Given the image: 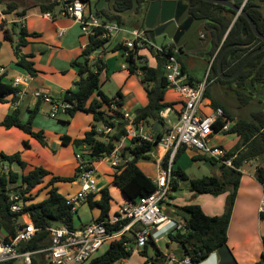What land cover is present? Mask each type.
I'll return each instance as SVG.
<instances>
[{"label":"trees","instance_id":"trees-1","mask_svg":"<svg viewBox=\"0 0 264 264\" xmlns=\"http://www.w3.org/2000/svg\"><path fill=\"white\" fill-rule=\"evenodd\" d=\"M66 0H47L39 4L42 12H51L55 6L64 3ZM143 0H138V2ZM145 1V0H144ZM188 3L189 12L196 18L203 19L201 25L202 36L199 42L207 50L208 64L210 58L214 55L210 67L211 75L220 83H223L233 89L237 99L242 104L250 103L254 97L257 102L262 104L261 108L251 111L248 117L238 118L233 121L226 132H235L238 141L232 146L229 154L237 152L233 160V167L226 166L216 160H213L205 154L195 156V159H204L211 163L219 165L218 175H205L201 177L189 178L181 168H172L171 187L175 191L178 189V180H187L189 189L196 194L209 193L218 195L227 192L224 209L222 214L209 216L205 214L197 204H186L177 206L186 211L189 216L184 218L181 224L182 229H173L167 233L169 242L176 245H184L183 252L175 263L188 257L192 263L205 259L211 252L216 251L219 257L218 264H237L231 249L227 245V227L231 217L233 205L235 202L236 191L238 188L241 171L239 170L243 161H249L256 157L264 158V48L252 55L245 63L238 75L229 80L220 78L217 71V59L225 46H229L222 59L221 68L225 75L232 74L243 58L251 51L264 45V42L255 36L246 17L239 14L232 23L236 12L226 6L208 2L205 0H183ZM255 0H247L243 4V9L253 20L257 30L264 35V14L262 4ZM132 0H116L115 8L118 11H125L131 7ZM240 5V3H237ZM9 9L15 7L14 3L8 4ZM20 14V13H19ZM101 16L105 15L107 20H115L119 24L123 17L118 14L101 10ZM13 30L4 29L3 36L12 42ZM18 40L13 44L16 55V64L26 70L31 75L36 73L34 62L30 59L31 55L22 54L19 47L27 42V37L31 34L25 27L18 26ZM109 39H90L82 50L80 60L71 61V65L77 69L79 78L74 81L75 90H67L63 99L71 101L75 107L69 110V115L73 116L77 111H83L92 114V122L89 128L84 131L81 137L72 138L67 134L60 136L61 143L71 144L75 150L74 154L80 153L81 156L89 161H98L104 156L110 155L117 142L125 132V128L116 130L120 125L121 106L123 104L120 91L114 97L107 96L100 88L102 84V73L106 71V62L102 57L89 58L95 50L104 48ZM170 51L173 48L178 49L177 59L181 63L182 72L187 75V81L194 83L195 79L187 73L184 60L187 57L184 48L170 42ZM124 48L122 43L116 46V49ZM146 48L155 58V65H149L144 55L139 53L138 49L131 50L126 56L127 69L130 74H138L142 86L146 92L148 102L145 106L138 109L134 114L135 122L148 124L150 120H161L160 111L167 106H172L173 102L163 101L164 93L167 88V81L163 71V64L166 59V53L158 51L152 43L147 44ZM140 60L141 63H138ZM211 75L208 76L211 79ZM19 86L6 82L0 76V102H4L7 96L12 97V103L17 100ZM205 97L211 98V106L222 107L224 119H218L213 128L218 131L221 126L232 120L225 105L210 97V88H206ZM114 103L118 109L111 108ZM40 108V101L29 109V116L26 121H22L20 110L13 107L0 120V126L8 129L17 127L37 139L42 145H46L45 136L42 131L33 129L32 119ZM106 124L113 128L112 133L108 135L107 141L96 132L98 124ZM163 132H153L158 140ZM136 139L129 140V144L120 148V154L125 157L127 163L118 166L111 174L113 184L125 195L127 202L135 203L141 196L151 193L155 189V184L137 165L139 160L149 159L154 150L155 142L143 141L140 145H133ZM26 143V142H25ZM27 145V144H26ZM185 149H178L175 159ZM74 155V156H75ZM167 160L164 157L163 165ZM16 164L19 171L11 169V165ZM6 168L3 169V166ZM78 168L70 176H61L52 174L50 170L42 165L27 167V162L22 159L21 152L15 151L11 154L0 151V227H3L7 234L4 239L7 240L14 235L16 230L23 226L19 221L22 212L29 214L35 227L38 230L28 241L21 244V250L33 252L32 264H48V252L45 250L49 246V228L64 225L69 229H74L73 213L70 205L67 204V198L70 195H64L58 191L56 182H73L77 179ZM256 179L259 183L264 182V165L257 166ZM43 183V184H41ZM38 186V187H37ZM17 192L23 200V211L12 212L10 210V201L8 199L11 192ZM42 195V198L39 196ZM98 197L95 198V196ZM172 198V196H171ZM110 193L107 187H102L98 192L90 194L87 198L88 205L91 208L99 209L95 220H104L108 217L110 211ZM264 218V214L260 215ZM128 219H124L114 224H106L109 231H117ZM141 228L140 223H134L122 237L110 242L109 246L99 255L92 258L87 264H113L121 259L130 257L134 243V235ZM155 244L153 238H150L140 249L143 256H147L146 249L148 243ZM264 248V236L262 237ZM157 256L162 253L157 250ZM262 260L264 255L262 253ZM146 261H149L146 259ZM156 261H159L158 259ZM6 264H14L9 262Z\"/></svg>","mask_w":264,"mask_h":264},{"label":"crops","instance_id":"crops-1","mask_svg":"<svg viewBox=\"0 0 264 264\" xmlns=\"http://www.w3.org/2000/svg\"><path fill=\"white\" fill-rule=\"evenodd\" d=\"M43 1L47 0H0V67L4 68L1 76L6 82H12L14 77L28 73L26 70L16 64L17 58L14 53L13 44H15L18 40V26L25 27L29 34L34 33L27 37V42L19 47V51L22 54L31 55L30 59L34 62V67L36 69V73L31 75V79L28 84L19 86L20 92L18 93L16 101L12 103V97L7 96L4 102H0V120H2L6 113L15 106L19 108L20 117L22 120H24L27 117V113H29V109H31L37 103V101H40V108L34 116L32 126L34 130L43 132L46 145H42L37 139L17 127L6 129L3 126H0V151L11 154L15 152L13 146L22 142L23 147L19 148L18 144L17 147H15L18 148L16 151L21 152V157L23 156V153L24 155H29L31 152L37 153L42 158L44 157L46 159L43 165L44 167L49 166L46 168L50 170L52 174L70 176L75 172L76 158L74 156V152H77V150H75L71 144H62L60 136L67 134L72 138H76L83 135L84 131L87 129H85L79 135H74L70 129L72 124L77 121V119L81 120V116H79L80 113L77 111L73 116L70 117L71 120H68L67 122L69 125L65 131H63L64 126L62 124L65 121L61 120L58 116L57 118H52L57 119L58 121V125L54 124V120L49 118V105L41 102L40 99H36L33 96V92L35 90H44L51 97L61 99L65 91L69 89L75 90L76 86L74 81L77 80L79 76L76 73V67L71 65V61L81 59L80 54L85 47L86 41H84V38L80 32V26L78 22L65 15L61 10L56 11L54 8V10L51 12H42L40 10L39 4ZM87 2V12H91L89 0H87ZM9 3H14L15 7L9 9ZM94 13L99 14V11ZM4 29L13 30L12 42L4 38ZM170 42L171 41H169L167 44ZM203 50H207V47L201 48L198 53H202ZM117 51V55L120 52V56L124 58L125 62L120 60L118 61V58L112 59L111 57H108L106 68L111 72L106 69V71L102 73V79H105L104 75H107L108 73H111L114 76L119 86L117 92L120 91L122 94L123 104L121 106V110L127 111L132 116H134L138 109L147 104L148 98L140 81L139 75L130 74L127 69V60L124 53V48H117ZM139 53L144 55L145 58L143 59H146L147 62L148 57L151 58L152 62L150 64L148 63L149 65H155V58L149 53L147 48L141 49ZM187 53L184 64L186 71L189 74L186 60L192 54L197 53H194V51H188ZM163 101L173 102V105L167 106L160 111V117L162 121L160 128L161 132H163V124H166L167 122L173 124L177 121L181 107L179 96L172 88H166ZM42 106H46L45 109H42ZM90 115L92 117L91 113ZM155 121L157 120L149 121L147 124L149 129L146 132L153 134L154 131L152 130V126ZM88 122L90 126L92 121L90 120ZM120 122H122V119ZM48 133H53V135L51 136ZM10 136L13 137L11 140L8 139ZM4 141L6 142L4 143ZM219 145L223 146L222 144ZM226 148L231 149L232 147L228 146ZM186 150L193 151L192 157L194 159L196 155L201 154L194 148H185L182 152ZM44 152H52L51 155L55 158V162H49L45 156L50 154H46ZM152 152H154L156 156L152 164L148 162L139 164V162H137V165L140 167V169L150 178L157 174L158 165L156 160L160 155H162V150H156L155 146ZM182 152L179 155H181ZM22 159L26 161L25 157ZM103 160L104 158L92 162L97 171V186L99 189L105 186L109 190L110 185L116 187L112 182L111 176L114 168L110 166V168L103 166L102 163L105 162H103ZM248 162L249 161H247L246 164ZM214 164L217 165V168L214 169V175H218L220 172L219 165L216 163ZM260 165H264V161ZM242 166L239 169L241 171V176L236 191L231 217L227 227V245L231 249L237 264H264V261L262 260V237L264 236L262 231V223L264 222V218H262L257 211V206L263 190L261 183H259V181L256 179L257 166L251 170L242 169ZM55 185L57 186L58 191L64 195H71L78 189L76 180L73 182L59 181L56 182ZM178 191L180 190L177 189L173 191L171 194L172 198L170 196L169 200L161 204V211L173 221L181 223L184 218H188L189 214L177 207L186 204L199 205L202 211L209 216L220 215L223 212L227 192L218 195H211L209 193L196 194L189 189L188 183L186 190H182V194L176 196V192ZM40 197L42 198V195L39 196V198ZM96 197H98V195H96L95 198ZM126 202L127 199L125 195L120 191V198L117 201L113 200L112 198L110 199L109 215H111L119 206ZM85 203L88 204L87 200L79 204V206H82ZM112 203H114V208L116 207L115 209H113ZM91 210L93 212L92 217L85 223H80L78 226L74 225L75 228H79L91 222L96 216H98L99 209L97 207L91 208ZM29 220V216L27 217V215H21L19 221L29 222ZM6 234V230L3 227H0V238H4ZM154 242L155 244H153V246L155 249L153 248V250L150 251L147 247V256H143L140 253V249H138L132 251L130 257L120 264L219 263V257L216 251L211 252L205 259L196 263H175V260H177L175 250L179 245L169 242L168 240L167 246L171 244L173 247L170 248V246H168V250H161L158 247L157 240H154ZM261 247L262 249L260 250ZM157 250H159V252L162 254L157 256L155 254ZM146 259L149 261H146ZM157 259L159 261H156Z\"/></svg>","mask_w":264,"mask_h":264},{"label":"built area","instance_id":"built-area-1","mask_svg":"<svg viewBox=\"0 0 264 264\" xmlns=\"http://www.w3.org/2000/svg\"><path fill=\"white\" fill-rule=\"evenodd\" d=\"M247 0H244L243 4ZM264 2V0H255ZM87 0H66L62 7V12L78 22L82 36L86 39L85 47L88 41L92 39H110L115 32H126L130 37L124 39L125 56L131 50L146 48L151 43L148 33L144 29H132L131 31L122 29L121 25L115 20H107L100 14L85 12ZM158 51L166 53V59L163 64V71L167 81V87L172 88L179 96L181 107L177 121L173 124L167 122L163 124V133L156 140L154 135L143 130V123L135 122L134 116L129 112L121 110L122 121L127 120L125 132L117 142L114 150L110 155L104 156L108 160L109 166L116 168L127 163L119 150L126 140L136 139L133 145H140L143 141L155 142L156 150H162L159 158L156 160L158 165L157 174L152 177L155 189L144 196H141L137 202H126L119 206L111 215L104 220H92L91 222L74 229H69L64 225L49 228V246L45 249L48 252V264H87L92 258L101 254L100 249L105 244H110L125 234L134 223H140L141 228L134 235L132 247L127 249L132 251L141 249L150 239L157 240L161 233H168L173 229H182L183 225L173 221L161 211V204L170 199L173 192L171 187L172 168L174 167L175 155L179 148H194L199 153L205 154L226 166L233 167V160L237 152L229 154L230 149L212 142L213 134L222 130H227L229 125L225 123L215 131L213 125L218 119H224L222 107H212L211 101L205 97L206 88L209 86V71L214 59V55L207 64L206 75L202 80L190 83L187 76L182 72L181 63L176 57L177 48L171 51L168 44L155 47ZM93 59V53L89 55ZM4 71L0 67V76ZM31 79L30 73L16 76L12 79V85H26ZM33 96L49 105V116L57 118L59 114H69V110L75 107V104L66 99H56L51 97L44 90H35ZM16 105V103H15ZM111 108H119L112 103ZM120 119V120H121ZM113 128L106 124H100L96 132L105 141L108 135L112 133ZM151 154V152H150ZM167 156L163 165L164 157ZM78 176L76 182L78 189L68 196L67 204L73 214L77 212L79 204L86 201L90 194L98 192L97 171L92 161L84 159L80 153L75 155ZM101 158V159H103ZM100 159V160H101ZM247 161L244 160L243 164ZM6 165L3 166V169ZM262 195L257 206L259 215L264 214V182L261 183ZM10 201V210L12 212L23 211V200L15 191L11 192L8 197ZM22 216L28 213L22 212ZM30 217V216H29ZM124 219L128 221L122 224L117 231H109L106 224H114ZM23 226L18 228L14 235L7 240L0 238V264L13 262L16 264H32L31 251L21 250V244L28 242L38 230L30 219L29 222H23ZM107 246V247H108ZM106 247V248H107ZM105 250V249H104ZM264 255V248L262 251ZM174 259V256H173ZM121 259L119 261H124ZM118 262V261H117ZM191 262L188 257L183 258L180 263ZM114 262L113 264H115Z\"/></svg>","mask_w":264,"mask_h":264},{"label":"rangeland","instance_id":"rangeland-1","mask_svg":"<svg viewBox=\"0 0 264 264\" xmlns=\"http://www.w3.org/2000/svg\"><path fill=\"white\" fill-rule=\"evenodd\" d=\"M89 6H90V11L91 12H96V11H101L103 10L104 7V1L103 0H89ZM63 5L62 3L58 4L55 6V10L62 11ZM262 12L264 14V3L262 4ZM85 12H87V7L85 9ZM103 18L107 19V17L105 15H103ZM122 29L131 31L132 29H143L146 28V25H144V23L142 22L141 19V14L140 12L138 13H133L132 15H129L127 17H124L120 23ZM81 32V31H80ZM130 37V35L126 32L120 31V32H115L112 37L105 43L104 48L100 49V50H95L93 52L94 56H101L103 61L107 62L108 61V57H111L112 59H117L118 61H124V58H122L120 56V52L117 55V49L116 46L119 43H123L124 39ZM84 38V37H83ZM84 41H86V39L84 38ZM169 42V38L156 33L155 34V42L153 43L154 48L158 47V46H162L164 44H167ZM197 53V52H196ZM188 54V53H187ZM215 55V54H213ZM212 55V56H213ZM110 61V60H109ZM138 63H141L140 60H137ZM207 56L206 53H197V54H192L191 56H189L186 60V64L188 67V72L189 74L195 79V80H202L205 75H206V71H207ZM152 62L151 58L148 57V63L150 64ZM108 70V69H107ZM110 71V70H108ZM111 72V71H110ZM211 75V72L209 71V76ZM104 78L102 80V84L100 86L101 90L109 97L115 96L116 92L119 88L118 83L116 82L114 76L111 73H108L107 75H104ZM209 88H210V97H212L213 99L217 100L218 102L222 103L223 105L226 106V108L228 109L229 115L232 117V120L228 121L229 126L233 121H236L238 118H243V117H248L249 114L251 113V111L261 108L262 104L257 102V98L254 97L253 100L250 103L247 104H242L240 103V101L237 99L235 93L233 92V89L230 88L229 86L220 83L219 81H217L212 75H211V79H210V83H209ZM211 98H209L210 100ZM46 106H42V109H45ZM81 116V120L77 119V121H75L72 126H71V132L74 135H79L81 134L85 129H88L89 127V122L88 121H92V117L90 115V113H86L83 111H79ZM36 115V114H35ZM34 115V116H35ZM29 113H27V117L22 120V121H26L28 119ZM90 116V117H89ZM71 116L69 114H59V118L63 121H65L62 125L64 126V130L68 127V120H71L70 118ZM49 118H51L49 116ZM22 119V118H21ZM34 119V117H33ZM32 119V121H33ZM52 119V118H51ZM54 120V124L58 125V121L57 119H52ZM33 124V123H32ZM98 124V123H97ZM99 126V124H98ZM149 128L147 126V124H144L143 126V130L147 131ZM49 135H53V133H48ZM25 136V135H24ZM213 143L216 144H222L225 147H232L234 146V144L238 141V136L233 133V132H226L225 130L219 131L217 133L213 134ZM7 137V136H6ZM13 137L10 136L8 137V139H12ZM32 138V137H31ZM6 141H4L5 143ZM3 143V144H4ZM18 144V143H17ZM17 144L14 145V151L18 150ZM125 145L129 144V140H126L124 142ZM18 147L21 148L22 146V142L18 144ZM192 152L190 150H186L184 152H182L181 155H179L176 160L174 161V169L176 168H181L186 175L189 178H194V177H201L204 175H214V169L217 168V165H215L214 163H211L210 161L204 160V159H194L192 157ZM46 154H50V155H46L45 157L47 158V160L49 162H55V158L52 157V152H44ZM22 158L25 157L26 158V162H27V167L31 168L35 165H42L44 166V162H45V158L39 156L37 153H30L29 155H24V153L22 154ZM156 158L155 153L151 152V156L149 159L146 160H139V164L141 163H150L152 164L154 159ZM110 159H113L112 157H109L103 160L104 163H102L103 166L105 167H109V161ZM264 158L262 157H256L253 158L251 160H249V162L246 164H243L242 169H249L251 170L252 168H254L257 165H260L261 163H263ZM45 167H49V166H45ZM11 169H13L14 171H19L20 169L18 168V166L16 164H12L11 165ZM50 169V168H49ZM60 171V170H58ZM103 178V177H101ZM187 180H178V192H176V196H179L182 194V190H186V186H187ZM43 184V183H41ZM78 184V183H77ZM38 187V186H37ZM109 193L110 196L113 200L117 201L120 198V191L118 190V188L110 185L109 186ZM113 205V209L114 208V203H112ZM92 210L90 208V206L85 203L84 205H80L78 207V211L77 213H75L73 215V223L75 226H78L80 223H85L87 222L91 217H92ZM263 224V233H264V222ZM167 233H161L160 237L157 239V243H158V247L161 250H168V246H170V248L173 247V245L169 244L167 246ZM108 246V244H105L102 246V248L100 249V252L104 251V249H106V247ZM148 248L150 251L153 250V248L155 249V247L153 246L152 243H148ZM262 249V247L260 248V250ZM123 261H118L115 264H120ZM16 264H21L20 261H18Z\"/></svg>","mask_w":264,"mask_h":264},{"label":"water","instance_id":"water-1","mask_svg":"<svg viewBox=\"0 0 264 264\" xmlns=\"http://www.w3.org/2000/svg\"><path fill=\"white\" fill-rule=\"evenodd\" d=\"M53 1V0H52ZM62 1V0H60ZM215 4H220L228 8L233 9L236 14L232 20V23L236 19L237 15L241 14L248 20L252 31L255 36L260 38L264 42V35H262L256 28L253 20L249 17L246 11L243 9L244 0H205ZM115 0H109V7L112 8L114 14H118L121 17H127L131 15L137 5V0H132L131 7L124 12H118L113 9ZM148 4L147 14L145 17L144 25L148 29V36L153 44L155 42V34L159 33L169 38V41L175 44L181 45L185 52L191 51V45L198 43L200 37L202 36L201 25L203 24V19L196 18L189 12V4L183 0H145ZM143 3V2H142ZM240 3V5H237ZM199 44V43H198ZM229 46L223 47L221 50L218 59H217V71L223 80H229L238 75L240 70L243 68L245 63L250 59V57L258 52H260L264 45L259 46L258 48L251 50L240 62L237 68L232 74L225 75L222 71L221 64L224 54ZM127 120H124L117 126L116 130L124 128L127 125ZM158 125V126H157ZM162 121L157 120L152 126L154 132H158L161 128ZM185 252L184 245L180 244L175 250L176 258Z\"/></svg>","mask_w":264,"mask_h":264},{"label":"flooded vegetation","instance_id":"flooded-vegetation-1","mask_svg":"<svg viewBox=\"0 0 264 264\" xmlns=\"http://www.w3.org/2000/svg\"><path fill=\"white\" fill-rule=\"evenodd\" d=\"M104 1V7H103V10L104 11H106V12H110V13H113V10H112V8L111 7H109V4H108V2H109V0H103ZM138 1V0H137ZM115 2H116V0H115ZM115 2H114V5H113V9L114 10H116V8H115ZM143 2V3H142ZM132 5V4H131ZM129 9V8H128ZM127 9V10H128ZM147 9H148V4L143 0V1H140V2H138V5H137V7H136V9H135V11L133 12V13H139L140 12V14H141V19H142V22L144 23V21H145V17H146V14H147ZM127 10H125V11H127ZM116 11H118V10H116ZM118 12H124V11H118ZM132 13V14H133ZM131 14V15H132ZM143 29H145L146 31H148L147 30V28H143ZM199 43V44H198ZM198 43H194V44H192L191 45V52L192 51H194V53H198L199 52V50L201 49V48H204V46H202L201 45V43L200 42H198ZM200 48V49H199ZM196 50H198V51H196Z\"/></svg>","mask_w":264,"mask_h":264}]
</instances>
